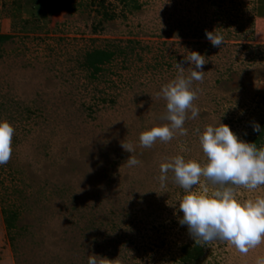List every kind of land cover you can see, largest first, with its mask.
I'll return each mask as SVG.
<instances>
[{
	"label": "rangeland",
	"instance_id": "374dc122",
	"mask_svg": "<svg viewBox=\"0 0 264 264\" xmlns=\"http://www.w3.org/2000/svg\"><path fill=\"white\" fill-rule=\"evenodd\" d=\"M256 0H0V120L15 133L0 166V264H264L227 241L195 243L178 222L186 194L160 166L201 164L199 135L228 125L264 147V27ZM222 34L214 47L206 31ZM95 50L111 53L96 70ZM199 116L150 148L140 134L169 123L161 89L190 76ZM261 126L253 131V124ZM133 144L131 154L121 147ZM135 156L140 165L128 166ZM216 185L201 177L193 191ZM240 201L264 197L236 188Z\"/></svg>",
	"mask_w": 264,
	"mask_h": 264
},
{
	"label": "clouds",
	"instance_id": "9594fccd",
	"mask_svg": "<svg viewBox=\"0 0 264 264\" xmlns=\"http://www.w3.org/2000/svg\"><path fill=\"white\" fill-rule=\"evenodd\" d=\"M207 39L214 47L220 48L224 42L222 34L215 30L206 31ZM192 65L187 78L183 75L182 63H177L180 70L174 80L163 86L161 93L166 100V115L163 119L169 123L153 127L140 134L139 142L150 148L157 140L168 142L174 138L178 130L181 135L187 134L184 128L188 110L191 118L199 116V109L194 106L197 91L193 89V81L203 80L204 65L209 61L197 51L185 57ZM253 131L260 132L261 126L253 124ZM15 128L6 120H0V166L6 165L12 156V141ZM199 143L206 157L201 164L195 160L186 161L183 156H176L160 166L159 177L164 186L169 171L174 173L176 183L185 191L179 201V224L187 226L190 237L197 242L209 244L215 240L227 241L241 253H247L264 243V197L240 201L236 188L243 187L255 190L264 185V147L245 142L231 128L221 123L219 126L209 125L199 135ZM121 147L133 153L131 143H122ZM128 166L141 164L135 156L127 159ZM201 177L216 185L209 191L205 186L201 192L193 191L201 184ZM97 255L88 257V264H98Z\"/></svg>",
	"mask_w": 264,
	"mask_h": 264
},
{
	"label": "trees",
	"instance_id": "16d2710c",
	"mask_svg": "<svg viewBox=\"0 0 264 264\" xmlns=\"http://www.w3.org/2000/svg\"><path fill=\"white\" fill-rule=\"evenodd\" d=\"M1 38V37H0ZM111 53H106L105 51L95 50L89 54V63L92 68L96 70L98 65L108 61L110 59Z\"/></svg>",
	"mask_w": 264,
	"mask_h": 264
},
{
	"label": "crops",
	"instance_id": "0c3cea01",
	"mask_svg": "<svg viewBox=\"0 0 264 264\" xmlns=\"http://www.w3.org/2000/svg\"><path fill=\"white\" fill-rule=\"evenodd\" d=\"M255 13L257 23L264 27V0H256Z\"/></svg>",
	"mask_w": 264,
	"mask_h": 264
}]
</instances>
